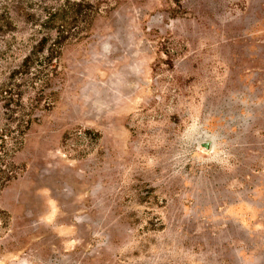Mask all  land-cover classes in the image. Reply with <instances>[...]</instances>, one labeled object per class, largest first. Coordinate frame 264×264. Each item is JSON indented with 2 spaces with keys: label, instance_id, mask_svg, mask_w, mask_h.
<instances>
[{
  "label": "rangeland",
  "instance_id": "rangeland-1",
  "mask_svg": "<svg viewBox=\"0 0 264 264\" xmlns=\"http://www.w3.org/2000/svg\"><path fill=\"white\" fill-rule=\"evenodd\" d=\"M22 263L264 264V0H0Z\"/></svg>",
  "mask_w": 264,
  "mask_h": 264
},
{
  "label": "water",
  "instance_id": "water-1",
  "mask_svg": "<svg viewBox=\"0 0 264 264\" xmlns=\"http://www.w3.org/2000/svg\"><path fill=\"white\" fill-rule=\"evenodd\" d=\"M213 146L214 144L211 140H207L201 143V148L204 149L205 151H211L213 149Z\"/></svg>",
  "mask_w": 264,
  "mask_h": 264
}]
</instances>
